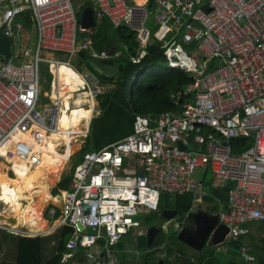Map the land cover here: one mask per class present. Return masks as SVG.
Listing matches in <instances>:
<instances>
[{
  "label": "built area",
  "instance_id": "1",
  "mask_svg": "<svg viewBox=\"0 0 264 264\" xmlns=\"http://www.w3.org/2000/svg\"><path fill=\"white\" fill-rule=\"evenodd\" d=\"M5 2L10 8L1 19L12 56L0 63V160H7L11 138L57 129L59 108L38 109L40 65L78 58L91 49V34L104 21L137 34L131 61L139 62L158 41L167 67L192 80L172 95L178 106L185 97L178 112L137 116L131 134L85 153L74 167L59 216V226L74 231L68 250L82 252L87 264H120L117 246L140 219L159 211L163 195L191 194V212H197L209 196L208 173L212 191L227 193L217 218L229 233L218 251L248 235L250 223L264 222V0H91L96 27L87 32L80 22L86 0H0V6ZM28 10L37 45L33 62L17 66L13 39L23 29L18 17ZM79 75L81 92L94 99L113 90L91 71ZM245 138L251 146L233 153L230 142ZM197 171L199 180L193 178ZM49 207L54 219L57 207ZM240 256L243 264H258L248 245Z\"/></svg>",
  "mask_w": 264,
  "mask_h": 264
},
{
  "label": "trees",
  "instance_id": "2",
  "mask_svg": "<svg viewBox=\"0 0 264 264\" xmlns=\"http://www.w3.org/2000/svg\"><path fill=\"white\" fill-rule=\"evenodd\" d=\"M87 7L93 8L91 0H86L82 9ZM8 8H10L9 2H5L0 6V36L5 28L1 14ZM18 21L22 23L23 28L32 26L34 23L31 11L28 10L21 13ZM109 28L116 32L118 39L124 44V51L113 48V44L105 32ZM98 29L99 32L92 33L91 38L95 39L94 45L97 51L106 52L110 56L109 59H98L106 66L109 72L106 74L98 73L81 57L78 56V60L81 65L89 67L90 71L96 74L102 83L112 84L113 90L110 93L101 95L98 99L102 113L93 122L94 114L90 118L89 127L92 122L90 134L77 164L85 153L99 151L131 134L137 116L157 117L167 112H178L185 102V97L182 96L180 105L178 106L174 103L172 95L178 91H182L192 83L191 78L180 71H174L167 67L160 42L156 41L150 45L148 54L139 62H134L130 58L135 54V48L137 47L136 33L124 27L115 29L108 21H104L98 26ZM3 62L5 61L3 60ZM164 64L165 66H163ZM47 76L49 79L52 77L50 73H47ZM58 105L61 110L67 111L62 98L58 102ZM251 144V138L230 142L233 153L242 152L250 147ZM71 174L58 184L54 195L64 196L69 191ZM206 185L209 187L210 183L207 182ZM192 204L193 197L191 194L183 196L165 194L161 198L159 211L152 216L146 217L143 223L148 225L150 221H154L159 217L163 210L171 208L176 209L181 217L185 218L192 208ZM227 232L226 236L222 239V244L226 242ZM73 234V229L62 227L59 232L56 254L47 261L43 260V237H17L15 264H61L64 254L68 251L67 244ZM177 242L179 240L176 232L171 231L166 235L161 228L153 244V248H156L160 252H166L167 256L172 255L174 248H176L181 254L185 255L179 246L176 245ZM243 245L242 239L228 245L229 253L223 262H218L214 258L206 259L205 255H200L198 261L200 264H243L240 256V250ZM252 253L256 256L258 264H264V244L253 250ZM205 259L206 262H204ZM176 263L196 264L191 259L185 260L183 256L179 257ZM0 264L5 263L0 261ZM166 264L174 263L168 260Z\"/></svg>",
  "mask_w": 264,
  "mask_h": 264
},
{
  "label": "rangeland",
  "instance_id": "3",
  "mask_svg": "<svg viewBox=\"0 0 264 264\" xmlns=\"http://www.w3.org/2000/svg\"><path fill=\"white\" fill-rule=\"evenodd\" d=\"M82 1H79L78 4H81ZM153 23V21L151 20ZM150 27V26H149ZM99 32L98 27L95 30V33ZM109 39L111 40L113 44L114 49H120L122 51L125 50L124 44L118 39L116 32L113 29H107L105 31ZM164 34V30L160 31L158 33V36H162ZM91 49L87 50L86 52L88 53H93L95 50V39L92 37L91 38ZM13 64L17 66H21L24 64H30L34 60V52L36 49L37 45V34L34 25L30 27H24L22 32L20 34L15 35L13 39ZM120 55V53H118ZM43 57L47 59H60L62 61H67V58H64L58 54H45ZM3 60L0 59V63H2ZM51 65L48 63H41L40 68H41V94H40V100H39V110H43L45 106H53L56 108H59L58 102L63 98L64 94L72 89L74 86H77L79 88L81 87L79 78L76 74L75 71L78 73H84L87 70H90L89 67L86 65H81L79 62L78 58H75L72 60L69 64L73 67V69L66 67L62 63L66 62H59V63H54V61H51ZM165 66V64L163 65ZM47 73H50L52 75L51 79L48 78ZM99 103V102H98ZM67 111H63L59 108V119H58V124L57 128L65 124L66 129L63 130L60 134V137L58 138L57 142H62V141H71L78 139L79 140V147L74 151L73 155L70 157L65 169L63 170L62 174L60 177L55 181L53 186L51 187V195L54 197H58L60 201V195H54V191L57 188L58 184L68 175L71 174L72 170L74 169L75 165L79 161L81 157L82 150L84 149L86 142H87V137L90 134V127H89V122L90 118L93 115L95 118L99 114V110L97 108V104L92 110L87 111V110H73L70 111L66 108ZM101 115V114H100ZM94 119V118H93ZM92 125V123L90 124ZM89 127V130H88ZM54 132V131H53ZM53 132H50L48 134L42 133V132H35L32 134H43V135H50ZM88 133V134H87ZM64 150L63 147H60L58 151ZM0 164H3L6 169L3 171H6L9 177H14L13 172L9 169L10 162L5 161V160H0ZM8 168V169H7ZM38 175L37 173H32V177L36 178ZM202 172L197 171L196 173L193 174V178L196 180H199L202 178ZM211 177L210 174L207 175V179ZM45 183H49L48 179H46ZM48 188L47 186H44ZM37 201V199H35ZM58 202L50 200L49 202L44 203L43 209H42V218L47 221L48 224V230L46 232H51L53 229L54 231L51 233H37L36 235H31L30 234V229L28 226H25V224L21 221H19L17 218L15 224H9L8 222L6 223L5 221H0V261L4 262L5 264H15V258H16V242H17V237L25 236V237H43V247H44V254H43V260L47 261L51 257H53L56 254V248L58 244V237H59V232H60V224L57 225V221H54L51 215L48 213L49 212V206L51 204L57 205ZM223 202L219 201L217 199H213L211 196L209 198L204 199L203 201L200 202L199 204V209L201 211H218L219 208ZM22 205H26V201L22 202ZM5 209V204H3L0 201V215H2V211ZM11 211L7 212L6 217L10 216ZM165 221V220H164ZM162 227L163 232L167 235L171 231L176 232L178 229V225L176 223H171L170 225H164V222H161L159 224ZM59 226V227H58ZM22 227V228H20ZM254 228V233L250 235L243 236V239H246V241L249 244H252L253 246H257V239L256 236L258 235V232H261V230H264V223H255L253 225ZM14 229H19V231H16ZM227 232V228L224 225H219L218 228L215 229L213 232L211 238L208 240L206 246L202 250L203 255H208L212 254L214 255V259L217 260L218 262H223L226 260V255L227 253H220L216 252L217 248L221 246L222 240H220V237ZM220 234H222L220 236ZM134 237L138 238V235L135 234ZM133 235H128L126 239H132ZM140 242L135 245V249L137 251V257L144 258L145 257V248H146V239L141 238L139 239ZM166 245V244H164ZM179 246V248L185 253L188 258H191L192 260L196 261L197 260V255L200 254L196 251H193V249H188V247L185 248L184 244H181L177 242L176 244ZM82 254V252H80ZM65 256V254H64ZM63 256V257H64ZM184 255H179L174 253L173 255L170 256V261L175 264L176 260L179 259V257H182ZM66 257V256H65ZM141 259H139L140 263ZM61 264H71L66 261H62ZM177 264V263H176Z\"/></svg>",
  "mask_w": 264,
  "mask_h": 264
},
{
  "label": "bare ground",
  "instance_id": "4",
  "mask_svg": "<svg viewBox=\"0 0 264 264\" xmlns=\"http://www.w3.org/2000/svg\"><path fill=\"white\" fill-rule=\"evenodd\" d=\"M62 64L73 69L68 63ZM75 72L81 87H83L84 80L77 71ZM81 91V88H72L64 94L62 99L68 110L91 111L96 106L95 99L88 92ZM85 105H89V107L86 108ZM65 126V124L60 125L50 135L28 133L19 138H11L4 154L7 156L6 161L10 162L9 169L13 172L14 177H9L6 171H3L6 167L0 164V201L5 204L2 215L6 216L7 212L11 211L8 218H17L29 226L31 231H40L46 228L47 221L42 218L44 203L50 200L59 202L58 197L51 195V187L62 174L74 151L79 147L78 139L57 142L61 132L66 129ZM60 147H63L64 150L58 151ZM32 173H37L38 176L33 178ZM46 179L49 181L47 184L45 183ZM23 201H26L25 206L22 205ZM3 221L7 223L6 220ZM14 230L19 231V229Z\"/></svg>",
  "mask_w": 264,
  "mask_h": 264
},
{
  "label": "crops",
  "instance_id": "5",
  "mask_svg": "<svg viewBox=\"0 0 264 264\" xmlns=\"http://www.w3.org/2000/svg\"><path fill=\"white\" fill-rule=\"evenodd\" d=\"M34 25V24H33ZM22 32V31H21ZM96 50V49H95ZM97 51V50H96ZM95 51H93V53H94ZM89 57H93V58H95L94 57V54L93 53H88V52H85ZM110 57V56H109ZM50 60H60V59H54V58H51ZM60 61H62V60H60ZM87 71H90V70H87ZM98 77V76H97ZM99 78V77H98ZM103 84H108V85H112V84H109V83H103ZM73 88H78V89H80L79 87H77V86H74ZM106 94V93H105ZM104 95V94H103ZM99 99V98H98ZM98 99H95V101H96V103H97V108H98V110L100 111V114L102 113V110H101V107H100V103H98L99 102V100ZM85 107L86 108H88L89 107V105H85ZM100 114L98 115V116H96V118L97 117H99L100 116ZM94 119H95V117H94ZM94 119H92V122H93V120ZM91 122V123H92ZM90 129H91V125H90ZM87 139H88V137H87ZM209 174V173H208ZM207 174V175H208ZM207 182H209L210 183V186L209 187H207V185H206V192L207 193H209V196L207 197V198H209L210 196L213 198V199H217V200H219V201H221L220 199H218V198H215L214 197V195H213V192L215 191H212V189H211V177H209V179H207V176H206V183ZM211 193H212V195H211ZM62 197H63V195H60V201L57 203V205H56V209H57V211H56V215H57V213H58V211H59V214L57 215V216H55L56 218H54L53 220L54 221H57V225L59 224V216H60V209H59V203L62 201ZM193 197V196H192ZM206 199V198H205ZM204 200V199H203ZM202 200V201H203ZM223 203V205H221V207L219 208V210L216 212V211H211V212H209V211H202V212H205V213H208L209 215H213V216H217L218 215V213H219V211L220 210H222V209H224L225 208V205H226V202H224V201H222ZM199 204H200V202L198 203V210H197V212L196 213H199L201 210L199 209ZM54 206L55 204H51V206ZM194 206V198H193V204H192V207ZM192 209V208H191ZM191 209H190V211L186 214V216H185V218L189 215V214H195V213H192L191 212ZM164 211V210H163ZM162 211V212H163ZM157 213V212H156ZM155 213H150V214H148L146 217H149V216H152V215H154ZM215 214V215H214ZM146 217H144V218H142V219H140V222H139V227H137L134 231H132V233H130L129 235H133V238L132 239H126L127 238V236H125L124 238H123V240L119 243V245L117 246V250H118V252H119V254H118V258H119V262H120V264H159V262L160 261H163L164 262V260H165V262H164V264H166L167 263V261L169 260L170 261V256H167V254H166V252H160V251H157L156 250V248H153V245L151 246V247H149L148 246V239H147V230H148V228L149 227H151V226H155V225H151V221H150V223L148 224V225H145L143 222H144V219L146 218ZM158 218V217H157ZM173 219V218H172ZM167 220V219H166ZM20 221V220H19ZM169 221V220H168ZM21 223H22V221H21ZM255 223H258V222H254V223H250L249 225H248V227H249V230H250V233L248 234V235H250L251 233L253 234L254 232V228L255 227H253V225L255 224ZM260 223H264V222H260ZM158 225V227L160 228L161 226L159 225V224H157ZM220 225V223L218 222V226ZM222 225V224H221ZM25 226H27V225H25ZM225 226V225H224ZM29 227V226H28ZM59 227V226H58ZM20 228H22V227H20ZM48 224H47V226H46V228L44 229V230H40V231H31L30 230V234L31 235H36L37 233H46V234H48V233H51V232H53L54 231V229L51 231V232H46V230H48ZM162 228V227H161ZM160 228V229H161ZM218 228V227H217ZM227 228V233H229V228L228 227H226ZM29 229H30V227H29ZM62 228L60 227V230H61ZM177 231H176V235H177V238H178V234H179V227H178V229H176ZM161 231V230H160ZM135 234H137L138 235V238H136V237H134V235ZM222 234H220V236H221ZM158 236V235H157ZM156 236V237H157ZM226 236V233L225 234H223L221 237H220V240H222L223 239V237H225ZM141 238H145L146 239V243H147V245H146V248H145V250H144V252L146 253L145 254V257L144 258H141V257H137V251H136V249H135V245L134 244H138L139 242H140V240L139 239H141ZM227 238H228V234H227ZM227 238H226V242H227ZM242 240H243V243H244V245H248L250 248H251V254L253 255V257L255 258V260L257 261V258H256V256H254V254L252 253V251L253 250H255L257 247H260L262 244H264V230H261V232H258V235L256 236V239H257V246H253L252 244H249L247 241H246V239H243V238H241ZM155 240H156V238H155ZM155 240H154V242H155ZM179 242H181V241H179ZM226 242L224 243V244H221V246L220 247H218L217 248V250H216V252L218 253V252H220V251H218V249L219 248H221L222 246H224V245H226ZM182 243V242H181ZM154 244V243H153ZM186 247V246H185ZM179 250H177L176 248H174V252L172 253V255L174 254V253H176L177 252V254H179V255H183V254H181V253H179L178 252ZM193 251H196V250H194L193 249ZM197 252V254L198 253H200V254H198L197 255V260L196 261H194V260H192L191 258H188L187 257V255H186V252H185V255L183 256V258L185 259V260H188V259H191L192 261H194L196 264H200L199 263V261H198V258H199V256L200 255H203V254H201L202 253V251L201 252H198V251H196ZM220 253H229L228 252V249H227V252H223V251H221ZM219 254V253H218ZM66 256V257H65ZM65 256L63 257V259H62V261L64 260V261H66L67 260V262H69V263H71V264H87L86 263V260H85V258L83 257V255L79 252L78 254H74L72 251H70V250H68L67 251V253L65 254ZM205 257H206V259L208 258V259H213L214 258V255H212V254H208V255H205ZM139 259H141V261H140V263L138 262L139 261ZM206 259L204 260V262H206ZM171 262V261H170Z\"/></svg>",
  "mask_w": 264,
  "mask_h": 264
},
{
  "label": "water",
  "instance_id": "6",
  "mask_svg": "<svg viewBox=\"0 0 264 264\" xmlns=\"http://www.w3.org/2000/svg\"><path fill=\"white\" fill-rule=\"evenodd\" d=\"M81 27L87 32L96 27L94 9L92 7H87L83 10L80 17ZM5 29L0 36V58L5 62L9 61L12 56V41L5 36ZM85 62L89 63L92 69L98 73H108L106 66L98 59L89 57L84 51L79 53ZM226 146L227 143H224ZM182 149L186 150V147L180 146ZM215 198L220 199L221 201H227V193L225 191L215 190L213 192ZM62 201L59 203V209L61 208ZM177 212L164 210L162 216L167 220H171ZM204 217L205 221L201 224L198 221V218ZM6 220L9 224H15L16 219L12 217H6L0 215V221ZM186 221H193L194 224L187 225L182 228L178 234V240L187 245L188 247L201 252L206 246L208 240L211 238L213 232L218 227V218L217 216L209 215L208 213L200 211L199 213L189 214L186 217ZM79 230H83L81 225L77 226ZM160 230L156 226H151L147 230V239L148 246L151 247L154 243L156 236L160 233ZM159 264H164L163 261H160Z\"/></svg>",
  "mask_w": 264,
  "mask_h": 264
},
{
  "label": "flooded vegetation",
  "instance_id": "7",
  "mask_svg": "<svg viewBox=\"0 0 264 264\" xmlns=\"http://www.w3.org/2000/svg\"><path fill=\"white\" fill-rule=\"evenodd\" d=\"M166 210H169V211H175V212H177V215H175L174 217H173V219H171V220H166V218L164 217V216H162V212H161V214H160V216L158 217V218H156L154 221H151V225H155L156 227H158V225L157 224H160L161 222H164V225H170L171 223H176L177 225H178V227H179V231L182 229V228H184L185 226H187V225H190V223L191 224H194V222L193 221H186V218H183V217H181V215L179 214V212L176 210V209H174V208H171V209H166ZM215 215V214H214ZM165 220V221H164ZM198 221L201 223V224H203L204 223V221H205V218L204 217H200V218H198ZM191 226V225H190ZM159 228V227H158ZM160 229V228H159ZM184 244V243H183ZM185 245V244H184ZM186 247H188L187 245H185ZM185 247V248H186ZM189 249H192V248H190V247H188V249L187 250H189ZM179 252V251H178ZM180 253V252H179ZM164 262H165V260H164Z\"/></svg>",
  "mask_w": 264,
  "mask_h": 264
}]
</instances>
